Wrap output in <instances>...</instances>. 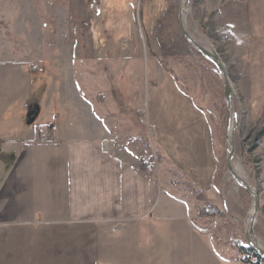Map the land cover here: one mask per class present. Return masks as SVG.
I'll return each mask as SVG.
<instances>
[{
  "label": "rangeland",
  "instance_id": "374dc122",
  "mask_svg": "<svg viewBox=\"0 0 264 264\" xmlns=\"http://www.w3.org/2000/svg\"><path fill=\"white\" fill-rule=\"evenodd\" d=\"M205 3L206 0H191L189 9L184 11L185 27L201 44L223 58L228 41L220 42L217 33H212L208 25L215 14L205 15ZM179 9L180 0H0V31L4 32L7 45V71L17 66L19 60L22 66L26 61L32 71L20 78L24 91L22 115L27 123L33 113L30 106L37 96H44L43 88L57 90L56 94L69 98L70 114L79 112L88 118L94 111L102 113L109 127L128 136L122 138L123 144L127 141L132 150L141 153L146 149L142 166L160 182L167 183L169 174L175 171L173 184L194 193L191 173L179 167H195L193 154L197 151L193 142L191 146L176 129L182 120L191 118L194 104L216 119L211 122L210 152L218 156L216 186L220 206H207L204 195L196 196L199 205H205L202 209H209L215 217L184 223L151 211L137 220L87 225L81 233L86 242L85 264H194L189 261L192 243L205 245L215 235L213 240L227 255L238 252L232 246L235 239L247 244L254 198L228 170L230 146L224 89L216 67L204 60L184 37ZM45 65L44 71L41 67ZM226 66L233 83L227 63ZM233 88L239 102L233 166L258 192L255 230L264 247V155L259 157L248 148L262 129L249 127L245 94L234 83ZM190 95L193 101L188 99ZM5 109L8 114L7 106ZM5 120L0 123V150H4L0 161L10 166L16 155L1 144L6 138L4 132L10 128L8 119ZM89 121L93 119L84 118L83 126ZM53 124L56 123L49 121V126ZM145 160L152 161L154 167L148 168ZM154 208L155 205L151 210ZM227 224L229 232L223 229ZM201 227L211 232L201 233ZM180 252L183 254L179 255Z\"/></svg>",
  "mask_w": 264,
  "mask_h": 264
},
{
  "label": "crops",
  "instance_id": "0c3cea01",
  "mask_svg": "<svg viewBox=\"0 0 264 264\" xmlns=\"http://www.w3.org/2000/svg\"><path fill=\"white\" fill-rule=\"evenodd\" d=\"M213 13L215 17L208 26L213 34L217 33L220 42L228 41L222 55L234 85L245 94L248 125L261 130L264 128V0H206L205 15ZM0 42V123L8 119L10 126L1 144L7 146V152L14 151L16 155L10 166L0 161V264H85L86 242L81 233L87 225L137 220L151 211L159 217L193 222L199 219L205 205L210 206L208 203L220 206L216 186L218 156L210 152L212 123L202 107L194 104L191 118L182 120L176 129L191 146L193 142L197 151L193 154L195 167H179L191 173V177L187 176L195 188L190 193L182 190L180 184H173L177 172L169 174L165 183L144 168L142 162L147 150L141 153L132 150L127 141L123 144L122 138L128 136L109 127L102 113L94 111L88 118L79 112L70 114L69 98L56 94L57 90L43 88L44 96H37L30 106L33 113L27 123L22 115L24 91L20 78L32 71L26 61L22 66L21 60L7 71L4 60L8 51L3 31ZM220 42L217 40V44ZM189 98L193 101L192 96ZM84 118L93 121L83 126ZM172 120L179 122L178 118ZM49 121L56 123L53 124L57 127L56 143L46 142ZM184 145L188 146L186 141ZM162 148L167 150L165 146ZM155 149L161 154L160 149ZM160 156L162 161L164 158ZM197 195L205 196V205H199ZM153 205L155 208L151 210ZM223 229L229 232L231 228L227 224ZM209 230L199 228L205 234ZM213 239L205 241V245L192 243L189 261L245 264L238 252L227 255Z\"/></svg>",
  "mask_w": 264,
  "mask_h": 264
},
{
  "label": "water",
  "instance_id": "95a60500",
  "mask_svg": "<svg viewBox=\"0 0 264 264\" xmlns=\"http://www.w3.org/2000/svg\"><path fill=\"white\" fill-rule=\"evenodd\" d=\"M191 0H180V9H179V22L180 29L184 37L192 44V46L202 55H204L208 60H210L218 72L222 76L223 86H224V96L227 106V119H226V135L227 141L230 146L229 155L227 158L228 170L230 174L235 178L240 186L245 188L249 193L252 194L254 198L253 206V217L250 223L247 244L253 248L261 257L264 259V247L261 245L259 238L256 235L255 225L256 219L259 213V195L256 189L252 186L251 183L246 181L241 175L237 172L233 166V159L236 155V146L234 140V134L236 130V121L238 118V107L237 103L234 100V88L233 83L230 78L227 66L223 58L216 51L204 46L199 41H197L186 29L184 22V11L189 9Z\"/></svg>",
  "mask_w": 264,
  "mask_h": 264
},
{
  "label": "trees",
  "instance_id": "16d2710c",
  "mask_svg": "<svg viewBox=\"0 0 264 264\" xmlns=\"http://www.w3.org/2000/svg\"><path fill=\"white\" fill-rule=\"evenodd\" d=\"M201 56L204 58V60H206L207 62L212 64V66L214 67V64L210 60H208L202 54H201ZM216 75H218L220 77V82H221L222 87L224 89L222 76L218 72V70H217ZM224 99H225V96H224ZM207 112H208V116H209L210 121L214 122L216 119L213 116V114L209 111H207ZM263 136H264V128L258 133L256 140L261 139ZM243 189H245V188H243ZM214 215H215V213H211L209 209H205V208L201 209L199 212V218H203V219L204 218H207V219L214 218L215 217ZM232 246H233L234 250H237L238 253L241 255L240 260L243 263H246V264H264V259L261 257V255L258 254L253 248L248 246V244H242L238 240L235 239L234 241H232Z\"/></svg>",
  "mask_w": 264,
  "mask_h": 264
},
{
  "label": "built area",
  "instance_id": "2783aa9c",
  "mask_svg": "<svg viewBox=\"0 0 264 264\" xmlns=\"http://www.w3.org/2000/svg\"><path fill=\"white\" fill-rule=\"evenodd\" d=\"M216 51V50H214ZM235 90H234V100L235 102L237 103L238 101L236 100V97H235ZM239 103V102H238ZM239 123V116L237 118V121H236V129H237V125ZM48 136L46 137V142H49V143H56L57 142V135H56V131H57V127L55 125H52L50 127H48ZM248 148L250 149V152L253 153V152H256L257 156L259 157H262V155H264V140H263V137L259 140H253L251 142L250 145H248ZM257 165L260 164L259 160L257 159L256 161ZM153 162L151 161H146L145 162V165L148 167V168H152L154 167L153 166Z\"/></svg>",
  "mask_w": 264,
  "mask_h": 264
},
{
  "label": "bare ground",
  "instance_id": "6f19581e",
  "mask_svg": "<svg viewBox=\"0 0 264 264\" xmlns=\"http://www.w3.org/2000/svg\"><path fill=\"white\" fill-rule=\"evenodd\" d=\"M236 167V166H235ZM242 175V174H241ZM243 176V175H242ZM245 177V176H244Z\"/></svg>",
  "mask_w": 264,
  "mask_h": 264
}]
</instances>
